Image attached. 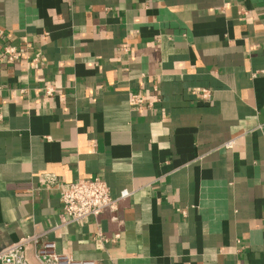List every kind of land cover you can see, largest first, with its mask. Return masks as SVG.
I'll return each instance as SVG.
<instances>
[{"label":"crops","instance_id":"obj_1","mask_svg":"<svg viewBox=\"0 0 264 264\" xmlns=\"http://www.w3.org/2000/svg\"><path fill=\"white\" fill-rule=\"evenodd\" d=\"M46 175L132 193L59 226ZM45 230L100 264H264V0H0V249Z\"/></svg>","mask_w":264,"mask_h":264},{"label":"built area","instance_id":"obj_2","mask_svg":"<svg viewBox=\"0 0 264 264\" xmlns=\"http://www.w3.org/2000/svg\"><path fill=\"white\" fill-rule=\"evenodd\" d=\"M1 54L7 61H17L21 53L15 45L4 44ZM53 89L50 86L43 88V92L51 95ZM206 95V90H203ZM132 100L141 108L143 99L133 94ZM234 139L227 141L224 146L232 147ZM48 185L54 186L59 191L62 215L60 225L70 223H84L90 218H97L103 213H109L110 219L117 220V212L123 200L128 198L132 191L121 189L116 197H112L106 183L99 177L79 178L76 181L58 182L51 175H46ZM50 230L36 231L0 249V264H100L95 259H78L70 253L58 251L54 241L48 238ZM114 237L119 234L113 233ZM98 240L106 241L107 236L97 232ZM32 251V257L29 256Z\"/></svg>","mask_w":264,"mask_h":264}]
</instances>
